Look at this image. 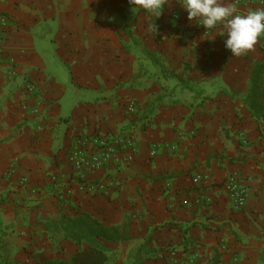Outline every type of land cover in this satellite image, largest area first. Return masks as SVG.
<instances>
[{
    "label": "crops",
    "instance_id": "1",
    "mask_svg": "<svg viewBox=\"0 0 264 264\" xmlns=\"http://www.w3.org/2000/svg\"><path fill=\"white\" fill-rule=\"evenodd\" d=\"M2 16L0 263L70 259L81 248L48 224L85 213L121 229L108 264H169L170 252L264 264V38L232 56L226 30L202 29L179 0L160 17L131 0H0ZM94 136L133 147L79 171L70 155L92 154ZM155 144L175 149L153 157ZM235 173L249 192L240 210L224 187Z\"/></svg>",
    "mask_w": 264,
    "mask_h": 264
},
{
    "label": "clouds",
    "instance_id": "2",
    "mask_svg": "<svg viewBox=\"0 0 264 264\" xmlns=\"http://www.w3.org/2000/svg\"><path fill=\"white\" fill-rule=\"evenodd\" d=\"M168 0H131L144 12L160 17ZM190 21L196 20L209 30L223 27L227 33L224 41L232 56L248 54L260 38H264V8L241 14L234 0H179ZM157 28V26H156ZM156 30V29H155Z\"/></svg>",
    "mask_w": 264,
    "mask_h": 264
},
{
    "label": "built area",
    "instance_id": "3",
    "mask_svg": "<svg viewBox=\"0 0 264 264\" xmlns=\"http://www.w3.org/2000/svg\"><path fill=\"white\" fill-rule=\"evenodd\" d=\"M245 1H253V0H235V4L239 5ZM261 4L264 5V0H261ZM194 22L198 23L196 20H194ZM8 24H9V20L7 17L5 16L0 17V49L4 44V30L7 28ZM199 25L202 26V29L207 30L202 25V22ZM26 90L28 94L36 93L35 86L30 83L27 84ZM128 111L131 114H135L137 112V106L134 102H132L129 105ZM82 141L83 140H78L77 144L82 145L84 143ZM90 142L93 144V148H94L93 150L94 152L92 154H89V152H87L85 149L76 148L75 150H73V152L70 155L71 163L74 164V166L79 171H90L105 167L116 156L117 147L120 144H125L128 147H133V141L131 138L111 141L110 139L107 138L94 136L91 138ZM164 147H168L169 149L172 150L175 149L174 146H168V145L164 146L161 144H155L151 151V155L154 157L157 154V152ZM224 187L229 192L233 200V203L235 205V208L237 210H240L246 206L249 197V192L246 187L241 185L238 174L235 173L229 176V178L226 180L224 184ZM106 188L107 185L101 182L88 187V190L91 192H96V191L105 192ZM170 253H171L170 256L173 257L171 261L177 262L178 260H180L176 252H170ZM197 259H198V255L195 253H191L188 255L186 260L190 264H194Z\"/></svg>",
    "mask_w": 264,
    "mask_h": 264
},
{
    "label": "trees",
    "instance_id": "4",
    "mask_svg": "<svg viewBox=\"0 0 264 264\" xmlns=\"http://www.w3.org/2000/svg\"><path fill=\"white\" fill-rule=\"evenodd\" d=\"M259 80L260 75H256L253 79L254 84L256 85ZM255 96L256 92L253 90L251 98ZM251 111L254 114L256 113L252 105ZM48 227L50 231L63 235L65 240L73 242L81 249L70 259H54L46 261L44 264H108L112 251L106 247L105 242H117L122 238L120 228L106 227L103 223L85 213H81L75 218L62 215L57 222H49ZM84 245L87 248L83 249ZM144 250L147 255L154 252V250L147 249L145 244L140 247V252ZM3 264L24 263L13 261Z\"/></svg>",
    "mask_w": 264,
    "mask_h": 264
},
{
    "label": "rangeland",
    "instance_id": "5",
    "mask_svg": "<svg viewBox=\"0 0 264 264\" xmlns=\"http://www.w3.org/2000/svg\"><path fill=\"white\" fill-rule=\"evenodd\" d=\"M251 94H252V91H251V92L249 93V95H248L249 98H251ZM167 252H168V251H167ZM153 253H154V252H153ZM170 254H171V253H168V255H169V264H182L181 259L178 260L177 262L171 261V260L173 259V257L170 256ZM197 260H198V259H197ZM197 260L195 261L194 264H196ZM189 264H190V263H189Z\"/></svg>",
    "mask_w": 264,
    "mask_h": 264
}]
</instances>
